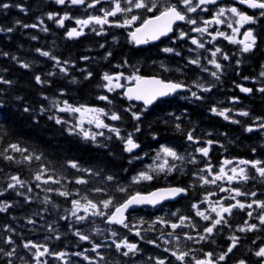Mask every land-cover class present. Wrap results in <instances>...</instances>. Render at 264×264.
Returning a JSON list of instances; mask_svg holds the SVG:
<instances>
[{"label": "flooded vegetation", "instance_id": "flooded-vegetation-1", "mask_svg": "<svg viewBox=\"0 0 264 264\" xmlns=\"http://www.w3.org/2000/svg\"><path fill=\"white\" fill-rule=\"evenodd\" d=\"M27 1V6L23 7L21 12L23 16L28 18L25 25L36 24L38 27H23L22 30L26 34L36 37V39H33L36 43L43 37L45 38L48 43L46 47L38 48L41 51L48 52L61 46L62 43L75 41L80 44L82 49L87 47L104 53V61L106 62H134L136 66H141L147 71V73L145 71V75L137 73L140 76L156 77L165 82L182 83L184 85L178 93L161 99L147 110L142 105L128 103L136 110L149 111L150 113H153L154 110L163 112L169 110L167 114L163 113V119L174 118L171 127L174 131H178L177 134L180 141L185 144L179 149H174L179 155L184 157V160H173L171 157H164L163 153H160V159H168L169 165H176V168L171 172L165 170L154 174L159 175L167 187H159L140 194H147L157 189L169 187L186 189V193L172 203H166L154 209L144 208L131 213L133 222L130 231L131 241L135 244L134 239L144 242L150 240L155 242L166 240L176 242L181 251L192 249L191 255L197 258H203L204 253L212 252L214 254L213 260L218 261L219 255L225 252L231 244L229 237L236 236L239 237L236 248L224 261H218V264H238L240 259H244L247 264H261L260 258L254 255V252L259 247L264 246V225H259V220L257 219L262 212L260 208L255 204H253L251 209L247 207L244 209L234 208L230 216L225 214L227 224L218 225L207 240L198 243L196 241L199 239V235H207L203 232V229L210 226L211 220H203L202 217L196 215V212L197 210L204 211L206 215L214 219L216 218V213H213L211 208L213 206L219 207L218 201L224 205L234 204L236 201L230 199V197L235 195V193L232 191H220L221 187L229 190L239 188L244 193L256 192L257 195L255 197L251 195L236 197V200L245 205L252 203L254 200L264 201V178L259 177L250 165H238V161L241 159L264 161V130L245 131L247 127L255 126L256 117L264 118V93L258 91L260 87L264 86V78L259 75L261 71H264V67H262L264 66V17H260L257 24L245 25L241 29V33H243L247 28H254L258 34L257 46L249 53H241L240 45L232 44L223 37L217 36L215 40L212 39V36L218 31H222L227 35L232 34L231 29L227 27V22L234 23L235 20L231 13L226 12L225 17H222L226 23L207 25L208 32L206 33L192 31L194 27H204L203 21L212 20L220 7L235 6L240 11L255 16H258L259 10L249 9L246 5H241L239 0H217L216 4L202 5L196 12L187 13L189 18L197 20L196 25L188 24L186 21H177L173 25V31L168 33L167 36H162L159 40L149 41L146 44L137 45L131 40L129 33L134 31L143 19L158 15L159 10L169 4H176L179 10L186 12L180 0H157L159 10H154L153 12L133 9L131 13H118L115 17H108L110 23L103 25L102 31L100 25L91 24L83 28V35L76 38L67 36V31L72 28L80 30V26L75 23L76 19L103 16L102 10L114 8L113 0H100L99 4H95L91 8L87 5L94 3V0H85L82 5H72L67 0L64 5L55 3V0ZM196 3L197 0H193V5ZM121 5L122 7H127L124 0H121ZM203 8H206L207 11L201 10ZM49 13L58 15L55 19L49 20L47 18ZM65 14L70 19L65 20L64 27H60L56 23V19ZM131 15H138L141 19L128 27L116 26L118 23H123L126 17L130 18ZM41 19L44 21L43 25L39 24ZM43 27H47L48 31H42ZM92 29H95V31ZM97 32H101V34L97 35ZM180 32L187 33V36L180 39ZM192 38L204 43L205 47L199 48L197 45L192 44ZM237 39H242V35L238 36ZM217 47L229 56L228 60H224L220 53L216 56L217 61L222 65V72L218 73L220 75L219 80H216L211 75V72L217 70L208 62L212 59L211 52ZM164 48H173L175 51L171 53L165 52L163 51ZM177 52L180 54L176 55ZM38 54L43 58H48L41 55L40 52ZM62 55L66 57V55ZM194 59H199V65L190 63ZM237 60L241 61L239 65H237ZM65 61L69 62L68 58L61 62ZM50 62L56 61L50 58ZM141 62H144V64ZM205 68L208 71H204L203 69ZM244 77H249L250 79L245 80ZM120 81L119 83H121ZM132 83L133 81L128 80L124 83L123 88L115 89L120 92L119 97L123 100L124 88L127 84ZM198 84L210 87L211 91H202L197 87ZM237 85L252 88L253 91L251 93H243ZM191 92H197L202 99L192 97ZM109 93L111 94V92ZM233 98H237V102H233ZM213 107L218 110L230 109L231 111L227 113L230 119L225 120L222 116L213 113L211 111ZM240 111H248L250 115H238ZM176 117L180 119L177 120ZM232 120H237L239 123H233ZM176 124H180V130H177ZM189 132L193 134V141L187 139ZM115 136L117 135L115 134ZM120 136L121 134L119 138ZM209 140L213 142L211 145L207 143ZM162 146L169 147L166 143L158 145L157 148L159 149H153L148 158L144 156L140 146L134 149L132 154H135L133 157L137 161L144 162V167L146 165L154 167L160 160H157L156 156ZM202 147L209 149L207 157L197 151V149ZM193 158H195V163L190 162ZM226 159L231 160L233 163L223 165V161ZM208 166H211L214 174L219 173V169L223 166L229 175H231V168L243 167L247 170L250 179L247 181H233L231 184L228 183L227 179L217 181L216 184H203L199 179L200 175L207 176L209 179L212 178L206 171L201 172V169H205ZM261 166H264V164ZM150 181L140 180L133 183H148ZM49 183L51 184L52 181H49ZM193 204H196L198 208L194 209L192 207ZM42 205L45 206V204ZM249 211L253 213L251 218L247 215ZM181 216L189 219L184 222V225L172 229L171 224H179V217ZM161 219L167 221V223H160ZM91 221L93 222V228L95 227L96 231L99 230V226H101L99 220L93 217ZM245 221H248L249 224H257V230L238 231L239 227L244 226ZM105 230H107L110 239H112L111 232L115 229L105 226ZM137 230L140 231V236L135 234ZM169 232H172L173 235L168 236ZM117 234L116 237H113V240L120 242L119 233ZM187 235L193 236L194 239L188 240L186 238ZM176 237H179V240ZM112 241H109V243L113 244ZM101 245L102 247L97 250L98 253H100L101 249L106 250V242L102 241ZM113 246V264H123L125 256L122 253L127 251V249L123 250L121 248L118 252L115 244ZM142 248L143 246L139 244L137 252L129 253L130 259L127 264H142L145 259L150 258L148 256L142 259ZM91 249L76 252L83 255L65 253V259L60 260L63 261V264H66V261H71L73 264H90V260L92 264H97L99 256L97 252H93ZM84 256H88L90 260H85ZM54 258L58 259L56 256Z\"/></svg>", "mask_w": 264, "mask_h": 264}, {"label": "trees", "instance_id": "trees-1", "mask_svg": "<svg viewBox=\"0 0 264 264\" xmlns=\"http://www.w3.org/2000/svg\"><path fill=\"white\" fill-rule=\"evenodd\" d=\"M5 3L10 6L0 8V28L5 29L0 31V53L8 55H0V76L12 83H0V102H2L0 106V191L3 192V195H0V202H7L12 206L6 212H0V248H4L5 251L16 248V254L11 258L13 264H36L32 255L35 249H25L23 247L25 242L31 241L44 245L52 253L63 252L71 255L91 249L93 243L101 244L105 241L106 250H100L104 260L101 261L98 258L97 264H113L114 246L109 243L113 238L110 239L105 230L106 217L91 215V209L88 214H85L81 209L79 216L86 215V219L78 221L71 215L72 200L78 199L81 204H84L86 201L82 198L87 197L100 209L103 205L102 201L112 199V206L104 211L110 214L115 206L135 193L167 187L160 176L154 174L153 179L148 183H133V178L144 170V162L137 161L133 157L135 154L125 150L129 134L139 144L146 158L153 149L163 143L173 149H179L185 144L180 141L178 131H174L171 127L174 118L163 119V113L167 114L169 110L165 112L154 110L153 113L136 110L119 97L120 92L115 90L110 94L103 86L107 83L102 78L104 73L110 75L123 73L124 77H128L138 69L140 75H145V68L136 66L134 62H106L104 53L87 47L82 49L75 41L62 43L61 46L48 51L51 56L60 61L59 64L50 62V57L43 58L36 51L38 48L47 46L48 42L45 38L36 43L32 35L22 30V25L27 23L28 18L21 12L28 1L0 0V4ZM18 21L20 23H17ZM8 28H12L13 31H6ZM84 57L88 59H83ZM65 58H68L67 64L61 62ZM22 63H28L30 67L24 68L21 66ZM141 63L144 64V62ZM118 65L120 67H117ZM61 67L67 68V74L60 71ZM89 73L91 76L88 75ZM37 75L44 83L36 82ZM120 82L124 85L126 80L122 77ZM102 95L107 96L111 103L98 99ZM56 100L67 101L73 106L103 108L109 116L115 112L121 118L114 121L109 116H104V123L119 129L120 138L111 131L107 134L104 132V135L98 137L95 142L85 140L76 131L69 134L68 128L71 126L68 123L56 124L55 120L49 119V116H57L74 124L67 118L68 115L59 113L51 106V101ZM42 107L45 109L44 112H41ZM25 108L30 111L25 112ZM133 112L142 113L141 118L135 120ZM137 127L139 131H136ZM11 144H18L21 148L28 149V152L23 154L13 152L9 148ZM30 154L40 155L41 159L25 161L23 156ZM6 155L13 156L14 159L7 160L4 158ZM71 162H76L80 169L89 171L74 169L70 166ZM40 171L44 172L43 179L52 177V184L42 182L39 188L36 187L34 176ZM13 175H18L21 180L26 181V187L21 189L17 186L15 189H7V184L12 183L10 177ZM108 176L114 179L108 180ZM78 178L85 180L86 183H76ZM55 180L60 182H53ZM27 187H31L32 191L28 192ZM48 188L54 191H45ZM119 188H124L126 191L121 192ZM96 189H102V191H96ZM59 191H68L71 195L64 197L59 195ZM18 192L25 195H17ZM25 196L30 200L26 201ZM45 197L49 198V203L44 202ZM62 217H68V219ZM93 217L99 218L101 224L97 231L92 226ZM29 219L35 223L30 225ZM127 220V228H115L114 231L119 233L121 240L127 238L128 242L133 243L130 239L133 225L131 215ZM77 230L89 236L90 239L80 240L75 235ZM57 236L59 239L56 238ZM9 237L14 244L4 242ZM134 241L143 246L142 259L150 257L142 264H156L158 258L165 259V264L181 263L171 255V250L179 249L176 242L162 241L151 244L148 241L135 239ZM165 248L170 251L165 252ZM54 257V255L46 254L41 259L47 264H63ZM8 259L0 255V264H8ZM129 259L128 255L123 259V264H127ZM186 261L187 264H193L191 258H187ZM66 264H73V262L67 261Z\"/></svg>", "mask_w": 264, "mask_h": 264}, {"label": "snow or ice", "instance_id": "snow-or-ice-1", "mask_svg": "<svg viewBox=\"0 0 264 264\" xmlns=\"http://www.w3.org/2000/svg\"><path fill=\"white\" fill-rule=\"evenodd\" d=\"M67 2L71 3L72 5H82L85 3V0H67ZM180 2L184 5V8L186 9V12H182L179 10L176 6V4H169L168 6L164 7L162 10L158 9L157 5V0H124V3L127 5V7H122L121 5V0H113L114 3V8L110 10H102L103 11V16H89L87 19H76L75 23L80 26V30H77V28H72L71 30L67 31V36L69 38H76L81 35H83V28L88 27L91 24L95 25H100L101 26V31H102V26L105 24H109L110 21L108 17L112 16L115 17L118 13H131L133 9H143L147 12H153L154 10H159L158 15H154L152 17L143 19L142 22L138 27L135 28L134 31L130 32L129 35L131 37V40L135 42L137 45L139 44H146L149 41H155L159 40L162 36H167L168 33L173 31V25L177 21H186L188 24L191 25H196L197 20L189 18L187 16V13H193L196 12L198 8H201L202 5L206 4H216L217 0H197V3L193 5V0H180ZM55 3L59 5H64L66 3V0H55ZM100 0H94V3L88 4L87 6L89 8L94 7L95 4H99ZM239 3L241 5H246L249 9H254V10H259L258 16L255 15H249L244 11H240L237 7L232 6L228 8L220 7L218 11L214 14L212 20H205L203 21L204 27H194L192 31L198 32V33H206L208 32L207 25L215 23V24H224L226 21L222 19V17H225L226 12L231 13L232 17H235L234 23L233 22H227V27L231 29L232 34L227 35L226 33L222 31H218L215 35L212 36V39L215 40L217 36L223 37L224 39L228 40L232 44H238L241 46L240 52L241 53H249L252 52L256 46H257V40H258V34L256 33V30L254 28H247L243 33H241V29L245 27V25L249 24H257L258 19L260 17H264V0H239ZM10 5L9 4H0V8H8ZM203 11H207L206 8L201 9ZM23 11V9H22ZM58 14L55 13H49L47 18L49 20H53L56 18ZM70 19V17L65 14L64 16L60 17L59 19H56V23L60 27H64L65 20ZM140 16L138 15H131L130 18H125L123 20V23H118L116 26L118 27H128L133 25L136 21L140 20ZM17 23H20L19 21ZM44 21L41 19L39 21L40 25H43ZM235 25V26H234ZM23 27H33L36 28L38 25L33 24V25H22ZM42 31L47 32L48 29L47 27H43L41 29ZM95 31V29H92ZM0 31H5V29L0 28ZM6 31L11 32L13 31L12 28H8ZM101 34V32H97V35ZM211 35V34H210ZM242 35V39H237L238 36ZM187 36V33L185 32H180L179 38L183 39ZM33 39H36V37H33ZM191 43L194 45H197L199 48H204L205 45L204 43L200 42L196 38L191 39ZM36 51L40 52L41 55L45 57H50L51 59L55 60L57 64L60 63L59 60H57L56 57L51 56L49 52L47 51H41L40 49H37ZM163 51L165 52H174L175 50L173 48H164ZM220 53L223 57L224 60H228L229 56L227 54H224L220 48H216L214 51L211 52L212 59L209 60L208 62L212 64L217 71L211 72V75L216 79H220V75L218 73L222 72V65L217 61L216 56L217 54ZM180 53H176V55H179ZM0 55L7 56V53H0ZM111 55V53H109ZM12 59H16V57H12ZM83 59H88V57H84ZM65 64L68 62L65 61ZM192 64H197L199 65L200 61L199 59H194L190 61ZM241 63L240 60H237V65ZM22 67L24 68H29L30 65L28 63H22ZM117 67H120L119 65ZM264 67V66H262ZM204 71H208V69H203ZM61 72H64L67 74V68L61 67L60 68ZM138 69L133 72L132 75L128 77H124L123 73L116 74L115 76L110 75L109 73H104L103 74V80L106 81L107 83L103 85L104 87L107 88L109 92L114 91L115 89L118 88H123L124 85L119 83L121 78L123 77L126 80L133 81L134 86L128 87L124 95L128 100H138V101H143V104L145 105V110H147V106L153 104V102L163 96L170 95L172 93H175L177 90H180L184 87L182 83H175V82H165L161 79H157L156 77L152 78H146L143 76L138 75ZM91 76V73L88 74ZM260 77L264 78V71L260 72ZM87 78V77H86ZM245 80L250 79L249 77H244ZM35 80L37 83H44L42 81L41 77L39 75L35 76ZM115 81V82H114ZM0 83L4 84H11L12 81L4 79L2 76H0ZM198 88H200L202 91H211L210 87H205L203 84H198ZM239 87L240 91L243 93H251L253 91L252 88L249 87H243L241 85H237ZM190 91V89H189ZM261 93H264V86L260 87L258 89ZM192 97H195L196 99H202L197 92H191ZM17 99H20V97H17ZM47 99V97H45ZM98 99L103 100V101H108V103H111L109 98L107 96H99ZM233 102H237V98H233ZM63 107L59 106V103L54 102L52 107L55 108L59 112H68L72 114H79V120L78 123L73 125L72 127L68 128L69 134L74 133L77 129L79 130V133L82 135V137L85 140H92L95 142L97 140V136H103V132H92L91 130H87L84 127L85 122L87 124L92 125L94 124L97 129L101 128H108L109 131L114 132L117 137L120 135V130L114 127H110L109 125L105 124L104 121L101 119V116H109V113L105 111L103 108H96V107H89L85 105H80V106H73L69 104L67 101L63 102ZM0 106H2V102H0ZM130 110V109H129ZM25 112L30 111V109L25 108ZM45 109L42 107L41 112H44ZM213 113L216 115L222 116L225 120H229L230 117L227 114L230 109H223V110H218L217 108L213 107L211 109ZM133 118L135 120H139L141 118L142 113L138 112H133L132 113ZM238 115L241 116H249L250 113L248 111H240ZM111 120H119L121 117L116 114L115 112H112L109 116ZM49 119L55 120L56 124H66L68 121L63 120L60 117L57 116H49ZM177 120H179V117H176ZM233 123H239L237 120H232ZM258 122V123H256ZM255 126H249L245 129L247 132H252L254 130H264V118L262 117H256ZM180 124H176L177 130H180ZM136 131H139V128L137 127ZM187 139L189 141H193L194 137L192 132H189L187 134ZM209 145H211L213 142L212 141H207ZM139 145L132 139V135L129 134L128 138L126 139V148L125 150L128 152H132L133 149L138 148ZM9 148L13 152H20V153H25L28 152V149L26 148H21L18 144H11L9 145ZM201 154H203L205 157L208 156L209 149L207 147H202L197 149ZM160 153H163L164 157H171L173 160H184V157L179 155L173 148L167 147V146H162L160 151L157 153L156 159L159 160ZM5 159L7 160H13L14 157L10 155L4 156ZM23 159L25 161L30 162L32 159L40 160L41 156L40 155H25L23 156ZM190 162L195 163V158H193ZM233 162L231 160H224L223 165H229L232 164ZM264 164V161L260 160H244L241 159L238 161V165H250L252 169L255 170V172L259 175V177L264 178V166H261ZM70 166L74 169L77 170H83V171H89L87 169H80L79 165L76 162H71ZM151 167V166H150ZM176 168V165H169L168 159H164L162 163L158 164L155 168H152V171H160L163 172L167 170L168 172L173 171ZM206 171L209 176L212 178L209 179L207 176L200 175L199 179L203 182V184H216L217 181H222L227 179L228 183H232L233 181H247L250 179L248 172L245 168L243 167H233L230 169L231 175L228 174V172L225 171V168L222 166L219 169V173H213L211 166L206 167L205 169H201V172ZM44 172L40 171L35 174V180L36 181H42L44 184L49 183V181L52 180V177L49 176L47 179H43ZM12 183L7 184V189H15L18 185L21 188L26 187L27 182L24 180H21L18 175H13L10 177ZM108 180H113L114 178L112 176L107 177ZM153 176L149 174L148 171H144L138 174L137 177H134L133 180L134 182H139L140 180H152ZM55 183H59V180L53 181ZM76 183H86L85 180L78 178L76 180ZM36 187H40V184H37ZM5 189V190H7ZM121 192L126 191L124 188H119L118 189ZM27 191L31 192L32 188L27 187ZM45 191L51 192L54 191L51 188L46 189ZM96 191H102V189H96ZM220 191H232L235 193V195L231 196L230 199L235 200L236 202L234 204L230 205H224L220 203L219 201L217 204L219 207L213 206L211 208V211L213 213H216V218H211L209 215H206L204 211H199L197 210L196 215L200 216L203 218L205 221L211 220L210 226H207L203 229V232L207 235H199V239L196 241L197 243L200 241H205L208 239L209 236L213 234L214 229L218 225L221 224H227V220L225 219V214L231 215L232 210L234 208H240L244 209L245 207L251 209L253 207V204H255L258 208L262 210L261 214L257 217L259 220V225H264V201H259V200H254L252 203H248L245 205L244 203L240 202L239 200H236V197L241 196V195H251L255 197L257 194L256 192H251V193H244L241 192L239 188L235 189H227V188H220ZM183 193H186V189L181 188V187H169V188H162L158 189L157 191L151 192L147 195H141L139 193L130 196L127 200H125L123 203L115 206L114 211H112L110 214L106 213L104 211H101L98 208V205L94 203L92 200L87 199V197H83L86 201V203L81 204V201L78 199L72 200V205L73 208L71 210V215L76 217L78 221H83L86 219L85 216H79L77 213L82 209L85 214L89 213V210L91 209V215L93 216H102L106 217V221L109 224H120L123 225L124 227H128V224L125 223V212L132 207L133 205H140V204H151V205H157L161 201L168 200L171 198H174L176 196H179ZM0 195H3V192L0 191ZM17 195H25L24 193L18 192ZM59 195L68 197L71 195L70 192L68 191H59ZM214 195V193H213ZM26 201H29L30 198L25 196ZM228 199V198H225ZM45 203H49L50 200L48 197H45L44 200ZM103 204L104 209H108L110 206H112L113 201L112 199H107L101 202ZM12 205L7 203V202H0V212H6ZM192 207L194 209L198 208L196 204H193ZM175 215V214H174ZM247 215L251 218L253 216V213L249 211ZM63 219H68V217H62ZM189 219L188 217L181 216L179 217V224L177 223H172L171 228L176 229L182 225H184V222ZM29 223H35V221L29 219ZM160 223H167V221L160 220ZM143 223V222H142ZM258 225L255 223L249 224L248 221H245L244 226H241L238 228V231L244 232V231H253L257 230ZM11 231V229H8ZM137 236H140V231L137 230L135 232ZM75 235L79 237L80 240L83 241H88L90 238L87 235L81 234L78 230L75 232ZM111 235L113 237H116L118 234L115 231L111 232ZM168 236H172L173 233L169 232L167 234ZM163 237V234H162ZM161 237V238H162ZM59 239V236L56 237ZM188 240H193L194 237L191 235H187L186 237ZM177 240H179V237H176ZM231 240L230 246L227 248V250L223 253H221L218 257V261H224L230 253L233 252V249L236 248L237 243L239 241V237L236 236H231L229 237ZM7 244H14V241L11 239V237L7 238L5 241ZM113 244H115L116 250L119 252L120 249L126 248L127 251H124L122 253L123 256L127 257L129 253H135L137 252L138 245L135 243H130L128 242L127 238H124L120 242H117L116 240L112 241ZM148 243L155 244V241H148ZM165 243H170V241H165ZM23 247L25 249H35V252L32 254L34 260L36 261V264H47L46 261H43L41 258L44 257L46 254L47 255H54L58 259H63L65 256V253H52L50 249L44 245H38L34 242L28 241L23 244ZM101 244L93 243L91 251L97 252L99 248H101ZM159 247V245H157ZM165 252L170 251L168 248L164 249ZM192 249H189L188 251H181L179 249L177 250H171V255L175 257L177 261H180L181 264H187L186 258L191 257V260L193 264H218V261L213 260V253L212 252H206L203 254V258H197L193 255ZM16 254V248L13 247L9 251H5L4 248H0V255H3L5 257H8V264H13L12 257H14ZM75 255H83L82 253H75ZM97 255L99 256V259L102 261L104 260V257L100 255V253L97 252ZM254 255L257 258H260L261 264H264V246L259 247L257 251L254 252ZM85 260H90L88 256H84ZM90 264H92L90 260ZM156 264H165V259H157ZM238 264H247V262L244 259H240L238 261Z\"/></svg>", "mask_w": 264, "mask_h": 264}, {"label": "water", "instance_id": "water-1", "mask_svg": "<svg viewBox=\"0 0 264 264\" xmlns=\"http://www.w3.org/2000/svg\"><path fill=\"white\" fill-rule=\"evenodd\" d=\"M114 76V75H113ZM146 78H152V77H146ZM157 79H159V78H157ZM132 86H134V82L132 83V84H130V85H128V86H126L125 88H124V90H123V98H124V100L127 102V103H129V104H131V103H134V104H138V105H142L143 107H145V105L143 104V101H138V100H128L127 98H126V96L124 95V93L126 92V90H127V88L128 87H132ZM181 90V89H180ZM180 90H177L175 93H172V94H170V95H175L176 93H178ZM170 95H167V96H163V97H159V98H157L154 102H153V104H151V105H149V106H147V109L148 108H150V107H152L153 105H155L158 101H160L161 99H164V98H166V97H168V96H170ZM134 150V149H133ZM158 190V189H157ZM157 190H155V191H157ZM154 192V191H153ZM184 194V193H183ZM183 194H181V195H183ZM147 195V194H146ZM181 195H179V196H176V197H174V198H171V199H168V200H164V201H161L159 204H157V205H151V204H140V205H133L132 207H130L126 212H125V223H126V221H127V217H128V215L129 214H131L132 212H134V211H137V210H140V209H142V208H152V209H154V208H157V207H160V206H162V205H164V204H166V203H172V202H174V201H176ZM113 211H114V209H113ZM106 223H107V221H106ZM108 225H110V226H113V227H117V228H123V225H120V224H109V223H107Z\"/></svg>", "mask_w": 264, "mask_h": 264}, {"label": "rangeland", "instance_id": "rangeland-1", "mask_svg": "<svg viewBox=\"0 0 264 264\" xmlns=\"http://www.w3.org/2000/svg\"><path fill=\"white\" fill-rule=\"evenodd\" d=\"M126 80V79H125ZM126 81H128V80H126ZM113 92V91H112ZM54 102H57V103H61L62 105H60L59 104V106L60 107H63L64 105H63V102H61V101H59V100H56V101H51V106L53 105V103ZM55 109V108H54ZM59 112V111H58ZM59 113H61V114H63V115H68V119L70 120V121H73L74 122V124H72V123H70L68 120V124L72 127L73 125H75V124H77L78 123V120H79V114H72V113H68V112H59ZM101 119L104 121V116H101ZM84 127H85V129H87V130H91L92 132H105L106 134L107 133H109L110 131L109 130H107L108 128H101V129H97L96 127H95V125L94 124H92V125H89V124H87V122H85V124H84ZM105 130H107V131H105ZM76 132H79V130L77 129L76 130ZM104 135V134H103ZM98 137H102V136H97V138ZM163 162V159H160L159 160V162H158V164H160V163H162ZM157 164V165H158ZM156 165V166H157ZM156 166H154V167H149L148 165H146L145 167H144V171H148L149 172V174L150 175H152V173L153 174H156L157 172H160V171H152L151 169L152 168H155ZM143 171V172H144ZM35 177V176H34ZM34 183H35V181H34ZM42 183V181H36V184H41ZM135 183V182H134ZM52 184V183H51ZM48 185H50V184H48ZM100 210H102V211H105V210H107V209H104L103 208V205L101 206V208H100ZM80 212V211H79ZM79 212L77 213V215H80L79 214Z\"/></svg>", "mask_w": 264, "mask_h": 264}]
</instances>
